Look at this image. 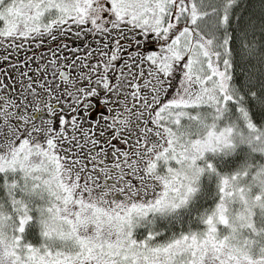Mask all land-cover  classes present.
<instances>
[{
    "label": "snow or ice",
    "instance_id": "snow-or-ice-1",
    "mask_svg": "<svg viewBox=\"0 0 264 264\" xmlns=\"http://www.w3.org/2000/svg\"><path fill=\"white\" fill-rule=\"evenodd\" d=\"M0 264H264V0H0Z\"/></svg>",
    "mask_w": 264,
    "mask_h": 264
}]
</instances>
